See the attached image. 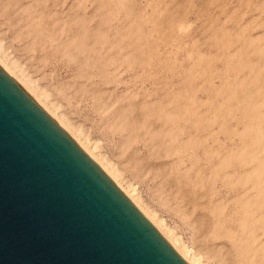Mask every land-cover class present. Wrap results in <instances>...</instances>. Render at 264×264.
I'll use <instances>...</instances> for the list:
<instances>
[{"label": "rangeland", "instance_id": "374dc122", "mask_svg": "<svg viewBox=\"0 0 264 264\" xmlns=\"http://www.w3.org/2000/svg\"><path fill=\"white\" fill-rule=\"evenodd\" d=\"M0 62L185 253L264 264V0H0Z\"/></svg>", "mask_w": 264, "mask_h": 264}, {"label": "water", "instance_id": "95a60500", "mask_svg": "<svg viewBox=\"0 0 264 264\" xmlns=\"http://www.w3.org/2000/svg\"><path fill=\"white\" fill-rule=\"evenodd\" d=\"M0 264H184L1 69Z\"/></svg>", "mask_w": 264, "mask_h": 264}, {"label": "bare ground", "instance_id": "6f19581e", "mask_svg": "<svg viewBox=\"0 0 264 264\" xmlns=\"http://www.w3.org/2000/svg\"><path fill=\"white\" fill-rule=\"evenodd\" d=\"M2 63V62H0ZM2 65V64H1ZM6 68L5 64L3 65V69ZM8 68V67H7ZM11 68V67H10ZM0 69L2 70V67H0ZM6 69H4L5 71ZM8 70V69H7ZM6 70V72H7ZM3 71V70H2ZM3 71V72H4ZM5 73V72H4ZM9 74L11 72H8ZM14 73V72H13ZM7 74V75H9ZM12 74V73H11ZM10 74V76H12ZM16 75V74H15ZM13 75V76H15ZM12 78V77H11ZM15 78V77H13ZM16 82V80H14ZM17 81H19L17 79ZM20 83L16 82L18 85L22 83V85H20V87H25V89H28L29 94L31 97L34 96V98H30V96L28 95V93H26L23 89V91L28 95L29 99L31 102H33L40 110H42L49 118L50 120L55 124V126L64 134L67 135L66 132L64 131L65 129H68L65 127V125L63 124L64 122L58 118V116H56V113H54L53 111H50V109H48V107L46 106V104L41 100L40 96H38L37 94H35V92H33L34 90H32L27 84H25L23 81H19ZM30 88V89H29ZM42 105V106H41ZM45 108V109H44ZM48 113H47V112ZM57 120V121H56ZM63 128H61V126ZM71 133V132H69ZM72 134V133H71ZM68 136V135H67ZM71 136V135H70ZM74 138L70 137V141H72V143L74 145H76L82 152L86 151L84 154L87 156V159L102 173V175L122 194V196L132 205V207L142 216V218L152 227V229L162 238V240L172 249V251L182 260V262L184 264H200L199 263V258H195V257H191L188 253H185L182 249H180L177 245V243L175 241H173L169 235H167L165 233V231L161 228V226L156 222V220L154 219L153 216H151L147 211H145L143 208L140 207V205L137 203V201L133 198L134 196L130 193V191L125 190L123 187H121V185L119 184V181L117 180V176L114 174V172H112V170H110V168H107L99 159L96 158V156L92 153V151H90L88 148H85L84 145H82V143L80 141L77 140V138H75V136H73ZM76 139L81 145L80 146L79 143H77ZM85 149V150H83ZM94 159V160H93ZM117 182V183H116ZM123 190V192H122ZM125 192V193H124ZM136 205V206H135ZM138 206V209H137ZM140 207V208H139Z\"/></svg>", "mask_w": 264, "mask_h": 264}]
</instances>
